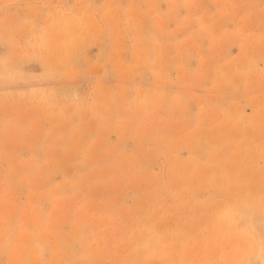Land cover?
I'll return each mask as SVG.
<instances>
[{
	"label": "rangeland",
	"instance_id": "1",
	"mask_svg": "<svg viewBox=\"0 0 264 264\" xmlns=\"http://www.w3.org/2000/svg\"><path fill=\"white\" fill-rule=\"evenodd\" d=\"M0 264H264V0H0Z\"/></svg>",
	"mask_w": 264,
	"mask_h": 264
}]
</instances>
